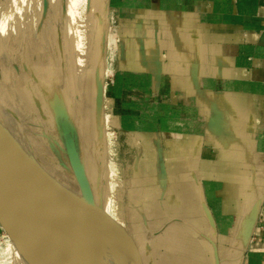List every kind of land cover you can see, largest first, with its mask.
<instances>
[{
    "label": "crops",
    "instance_id": "0c3cea01",
    "mask_svg": "<svg viewBox=\"0 0 264 264\" xmlns=\"http://www.w3.org/2000/svg\"><path fill=\"white\" fill-rule=\"evenodd\" d=\"M107 7L143 264H264V0Z\"/></svg>",
    "mask_w": 264,
    "mask_h": 264
},
{
    "label": "rangeland",
    "instance_id": "374dc122",
    "mask_svg": "<svg viewBox=\"0 0 264 264\" xmlns=\"http://www.w3.org/2000/svg\"><path fill=\"white\" fill-rule=\"evenodd\" d=\"M61 1L44 0L46 16L42 19L40 34L33 33L30 25L26 24L16 36H9L8 47L2 49L6 52L0 55V69L10 63L11 71L10 77L8 74L6 76V82L0 79V100L5 113L21 127L24 148L53 177L79 192L69 166L61 129L56 123L60 114L57 113V108L61 114L68 115L76 129L79 150L88 174L89 168L91 169L90 181L96 203L129 233L143 264L144 256L138 235L143 233L129 231L130 226L123 216L130 204L128 196L130 183L134 179L132 166L136 150L131 147L128 135L122 133L110 101L105 95L108 82L114 76L117 57L112 41L115 17L107 7V0H100V5L94 8L95 10L92 9L97 27L88 39L82 94L76 95L80 99L75 96L77 101L74 99L72 105L73 98L69 87L66 86L68 81L64 79L67 78V67L61 45ZM45 29H49L48 33ZM45 36L48 39H44ZM56 97L59 102H56ZM79 100L84 102L80 116L76 110ZM74 112L77 117H82L83 121L89 118L88 132L80 130L86 123L78 122ZM142 192L146 197L144 187ZM128 215L132 213L129 212ZM14 229L16 228L7 222L5 227L1 225L0 241L5 240L7 232L12 233V230V235L15 236ZM167 232L158 237L166 236ZM113 257L114 264H122L114 252Z\"/></svg>",
    "mask_w": 264,
    "mask_h": 264
},
{
    "label": "water",
    "instance_id": "95a60500",
    "mask_svg": "<svg viewBox=\"0 0 264 264\" xmlns=\"http://www.w3.org/2000/svg\"><path fill=\"white\" fill-rule=\"evenodd\" d=\"M59 110L56 123L79 192L53 177L0 125L2 225L10 223L24 241L63 264H107L102 252L106 247L123 264H141L132 237L95 202L76 129Z\"/></svg>",
    "mask_w": 264,
    "mask_h": 264
},
{
    "label": "bare ground",
    "instance_id": "6f19581e",
    "mask_svg": "<svg viewBox=\"0 0 264 264\" xmlns=\"http://www.w3.org/2000/svg\"><path fill=\"white\" fill-rule=\"evenodd\" d=\"M61 3L63 14L61 45L65 60L63 61L67 67V78L64 79H67L68 81H66L68 83L66 86L69 87V92L72 95L73 102L76 95L82 94L81 90L85 84L88 39L90 36H92V33L97 27L92 9L100 5V0H62ZM45 16L46 9L44 8V0H0V55L6 52L2 51V49L8 47L10 40L9 36L13 34L16 36V34L20 33L24 29L26 24L30 25L31 31L33 33L37 35L40 34L42 31V19ZM46 31L48 33L49 29ZM45 38H47V36H45L44 39ZM9 64H5L6 66L2 68L3 70L0 69V79L4 82H6L5 80L7 74L9 76V72L11 71V66ZM5 86H7V84ZM77 99H80V97ZM72 105H74V102ZM83 105V101H80L77 104L76 110L79 111L77 112L79 116L82 113ZM72 108L75 111L74 106H72ZM74 115H76V112H74ZM82 119V117H77L78 122L80 121V123H86H83L85 127H82V125L80 130L83 129L88 132V129L90 130V125L88 122L89 118H86L87 121H83ZM0 125L20 147L24 148L23 138L20 131L21 127L17 125V123H15L8 114L5 113L1 100ZM80 125L81 124H79V126ZM85 131L84 133H86ZM86 173L90 181L92 179L91 169L89 168V174L87 170ZM95 202H97L96 199ZM14 230L15 236L12 235V230V233L7 232L5 240L0 241V264H63L55 257L35 248L28 242L24 241L17 229ZM100 242L101 245L105 243L101 239ZM102 252L107 264H114L113 250L106 247L102 249ZM120 261L123 264V260Z\"/></svg>",
    "mask_w": 264,
    "mask_h": 264
}]
</instances>
